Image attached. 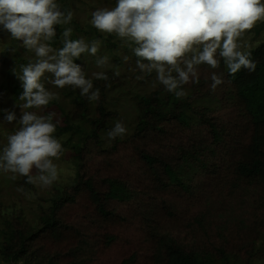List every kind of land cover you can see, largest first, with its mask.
Masks as SVG:
<instances>
[{
    "label": "trees",
    "instance_id": "16d2710c",
    "mask_svg": "<svg viewBox=\"0 0 264 264\" xmlns=\"http://www.w3.org/2000/svg\"><path fill=\"white\" fill-rule=\"evenodd\" d=\"M55 2L68 10L64 4L70 0ZM67 25L73 30L71 39L81 38V33L97 36L105 45L101 46L103 56L120 59L116 51L121 42L112 40L113 34L103 36L93 25L83 26L75 17ZM65 27L56 26V36L49 42L52 47H63L59 39ZM248 31L261 36L246 50L252 53L254 71L242 68L230 75L222 59L217 69L200 65L198 82L184 85L186 95L180 98L157 80L148 91L131 96L134 122L126 134L114 140L107 132L117 121L118 112L104 100L97 105V114H90L87 97L79 98L83 105L79 113L61 108L64 125L56 126V135L69 133L66 144L74 167L72 180L64 187L53 186L49 203L39 206L34 222L25 219L22 210L2 213L0 260L4 264H86L97 249L109 247L115 240L113 234H99L100 229L137 217L153 251L149 259L153 264H254L259 251L264 253V21ZM26 51L22 41L11 37L0 66L9 63L15 72L21 71ZM127 57L120 72L122 80L131 83L143 72L134 53ZM80 59L88 60L86 53ZM213 72L222 74L223 79L215 91L210 88ZM107 74L112 80L114 74ZM144 76L154 79L156 73ZM99 81L98 87L104 92V80ZM2 88L8 90L11 105L23 102L19 83ZM150 139L152 147L144 149L142 144ZM89 142L104 159L119 151V143H130L138 156L129 158L135 170L129 176H103L100 169L91 172L84 160ZM203 176L211 178L208 188H202ZM6 182L23 192L35 189L20 175L8 177ZM234 191L238 194H232ZM204 194L207 198L200 199L201 207L184 225L182 215L188 211L180 210V205H192L195 197ZM119 204L128 206L125 215L117 212ZM75 205L83 212L73 215ZM7 206L0 201V210ZM220 209L229 213H217ZM78 215L82 220L75 218ZM177 230L189 232L192 239L187 241L182 232L181 240ZM199 234L205 242H199ZM232 234L234 238L244 234L243 243L229 245ZM256 239L261 241L254 250ZM48 242L54 246L46 245ZM243 248L246 257L241 254ZM67 256L71 261L64 260ZM135 259L132 254L121 264H134Z\"/></svg>",
    "mask_w": 264,
    "mask_h": 264
},
{
    "label": "clouds",
    "instance_id": "9594fccd",
    "mask_svg": "<svg viewBox=\"0 0 264 264\" xmlns=\"http://www.w3.org/2000/svg\"><path fill=\"white\" fill-rule=\"evenodd\" d=\"M72 19L73 12L62 10L55 0H0V26L36 56L34 62L21 65L17 76L23 88L20 99L25 101L19 107L39 110L22 111L17 119L14 111L0 109L4 121L19 123L0 152V171L12 173V179L26 177L27 183L42 189L57 181L54 158L59 159L64 151L53 135L59 123L53 119L56 113L41 114L52 100L59 99L46 89L42 77L50 73L49 83L61 89L66 85L78 88L90 101L100 95L81 64L74 62L85 53L95 56L100 42L71 39L73 30L68 27L62 33L63 47L56 49L49 43L56 36L55 26ZM257 21H264L261 0H116L114 8H97L91 13V24L97 30L134 44L137 67L148 74L155 71L158 82L177 98L186 95L184 85L198 82L200 65L217 69L222 59L230 75L242 68L254 71L252 53L241 50L238 38ZM107 63V56L96 61L99 67ZM92 76L108 80L105 72ZM211 81L215 91L223 83L222 74L213 72ZM126 131L123 122L116 121L107 137L114 140Z\"/></svg>",
    "mask_w": 264,
    "mask_h": 264
},
{
    "label": "rangeland",
    "instance_id": "374dc122",
    "mask_svg": "<svg viewBox=\"0 0 264 264\" xmlns=\"http://www.w3.org/2000/svg\"><path fill=\"white\" fill-rule=\"evenodd\" d=\"M261 3H264V0H261ZM57 4L61 7L62 10H65V8H63L62 6L63 4L59 2H57ZM65 5L68 7V10H71L73 12V17L80 20L82 25L85 26L88 24L92 25L91 13L94 10L102 7L114 8L116 6V0H70V3L64 4V6ZM259 22L261 21H257L255 24H258ZM65 25V28L69 27L67 24ZM99 32L103 36L107 35V33L105 32ZM112 34L114 35L112 40H119L121 42V45H119V48L116 51V54H119L120 59L113 61L108 58V63L106 65L102 67L97 66V59L103 57V53H101V46L105 48V45H103L102 40L99 37L92 36V38H90L87 37L85 34L81 33V37H83L86 42L98 40L100 42V47L96 57L86 53V57L88 58V60L82 61V59L79 58L77 61L74 62L81 64L85 71L86 78H90L93 80V90L99 89L100 92L98 100L90 101V114H97L96 108L97 105H99L100 100L102 99L109 108L117 110V121H122L126 129L129 130L132 127L131 124H133L134 122L133 118L136 112L134 104L131 100V96H135L136 94L148 91L151 86L157 82V79H152V76H144L145 72H143V76L137 77V81L135 80V82L129 83L122 80V73L120 71L125 67L124 56L130 57V55L133 54L132 48L135 47V45L131 44L130 42L124 39L119 38L115 33ZM260 39L261 36L255 37L252 31L247 30L242 34L240 38H238V43L241 45V50L246 51L247 49L254 47ZM10 40L11 37L9 33L3 29H0V60L2 59L7 49V46L10 44ZM59 40L62 41V34ZM22 58L25 61V65H27L30 61L34 62L36 56L34 51L28 50L22 55ZM117 71H119V75L115 74ZM93 72H105L106 74H114V77H111L112 80L108 78V80H104L102 82L104 86V92H102L101 89L98 87V83L100 81L92 76ZM20 74L21 71L18 72L17 70L15 72L11 68V65L9 63L0 66V109H8L14 111L17 119L19 118L22 111H39L37 109H24L22 107H19L22 106L25 101L16 105H11L9 103V96L7 95L8 90L3 89L2 86H13L15 83H19L21 85V81L17 78V76ZM50 79L51 74L45 73L44 77H42V82L44 83L46 89L57 93L59 99L56 100V103L49 104L41 114L47 115L49 112L54 111L56 115L53 119L59 121L57 125L63 126L64 122L61 108L65 110L72 108V110L79 113L83 106L79 98L85 96H82L80 94V90L78 88H74L73 86L66 85L62 89L57 88L53 84L49 83ZM112 82L114 83V85L112 84ZM4 115L5 113L3 111H0V152H2L4 145L7 144V136L19 127L18 120L13 121L12 123H7L3 119ZM53 135L61 142L64 151L60 155L59 159L54 158V163H56L58 166L59 175L57 181L54 182L51 187L42 189L37 185H33L35 187L34 190L31 189L29 191L23 192L19 187H16L15 184L13 185L12 182H6V179L13 175L12 173H5L3 171H0V201L3 204H8L6 209L2 208L0 210V229L2 227L3 212L9 213L11 211L22 210L24 218L30 222H34V220L38 216L39 206H46L49 203L48 198L52 195L53 186L55 185L57 187H64L65 185L71 182L74 173V167L72 164L69 143L66 144L67 139L69 137V133L56 135L55 131ZM172 141L174 143H177L176 140L172 139ZM152 145V139L142 144L144 149H149L152 147ZM86 149L87 152L84 154V160L91 172L95 169H100L101 174L103 176H129L136 168L134 164L129 162V158L131 156L135 159L138 158L137 153L135 154L134 148L130 143H119V151L113 152L106 159H104L103 156H99L97 148L90 142L88 143ZM33 174H35V172ZM202 178V181L204 183L202 188H208L207 185L209 184L211 178L208 179L209 177L207 178L206 176H203ZM224 191H226L225 187ZM232 194L235 195L238 193L234 191ZM195 198L197 199L192 203V205L189 202H184L183 205H180V210L184 208L188 211L186 214L182 215V222L184 225L187 223L188 218L190 216H193V214H195L197 210L201 207L198 206V204L202 203L201 200L207 198V194L201 195L200 197L197 196ZM228 198L235 199L234 196H229ZM86 204L90 205V202H86ZM185 206H187L188 208H186ZM244 208H246V205L244 206ZM127 209V205L119 204V206L117 207V212L119 214L125 215ZM79 212H83L82 208H79V206H76L72 210L73 215ZM178 213L179 211L177 210V214ZM217 213L227 214L229 213V210L220 209L217 211ZM75 218L81 219L79 215ZM216 221L222 223L221 218H216ZM91 230L92 232H95L94 228ZM177 231H179L178 234H180L179 237L182 240V235H184L182 232L185 231ZM98 233L113 234L115 236V240L110 244L109 247H100L99 249H97V252L95 253L93 259L88 261L86 264H121L123 259L128 258L132 254H135L136 256L134 264H153L152 261H150L153 251L147 241V235L144 230V225L143 223H141V220L139 218L134 217L130 222L124 221L123 223L116 224L108 228L100 229ZM185 237L187 241H190L192 239V235L189 232H185ZM198 237L199 242H201V240L204 241L200 234L198 235ZM234 237L235 236H233V234L230 236L229 245H234L237 243L242 244L245 236L244 234H242V236L236 235V238ZM262 240L264 241V229H262ZM256 241V244L252 247L254 250L259 247L261 240L256 239ZM46 245L50 247L54 246L52 242H48L46 243ZM244 252L245 248L241 250V254L246 257V253ZM259 253L260 256L254 264H264V253L263 251H259ZM71 259V257L67 256L64 260L71 261ZM0 264H4V262L0 260Z\"/></svg>",
    "mask_w": 264,
    "mask_h": 264
}]
</instances>
